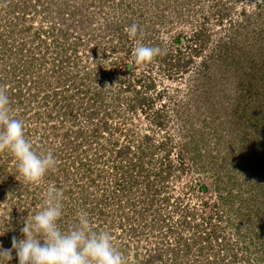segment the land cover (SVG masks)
<instances>
[{"label":"rangeland","instance_id":"1","mask_svg":"<svg viewBox=\"0 0 264 264\" xmlns=\"http://www.w3.org/2000/svg\"><path fill=\"white\" fill-rule=\"evenodd\" d=\"M216 1L0 0V46L6 43L18 59L24 55L26 64L31 57L24 53L32 49L37 60L26 70L33 80L26 78L31 85V91L25 90L29 104L19 119L32 144L43 153L51 152L56 162L39 183L32 184L19 174L15 158L7 159L10 152L4 151L5 160L0 158L6 168L3 175L14 176L5 187L0 185V193L9 199L26 186L29 193L20 198L25 206L20 208L21 214L14 210L6 213L8 203L1 201L0 226L1 219L8 226L13 215L22 224L24 219L30 221L32 209L25 203L30 202L32 193L38 212L48 187L55 186L66 203L69 216L62 223L66 222L67 229L74 226L79 212L86 211L92 228L110 232L114 246L127 253L125 264H149L146 259L151 253L161 254L162 259L150 264H171L166 247L181 236L191 243L187 254L180 253L181 264H264V173L253 171L254 161H250L256 143L249 136L244 140L239 130L223 129V122L232 115L224 110L236 104L239 74L227 67L218 69L211 62L208 76L222 80L219 86L204 87V72L198 77L200 85L195 75L202 57L194 58L182 74L173 68V62L165 60L169 51L185 45L192 31L201 28L211 35L205 55H212L215 42L226 35L230 24L240 21L241 9L264 0H222L233 6L230 16L222 25L210 16L207 25L206 17ZM133 23L139 26L135 36L128 30ZM137 40L158 46L160 54L138 64L134 54ZM59 56L62 62L57 63ZM12 63H16L14 57L0 61V76L11 75L13 68L21 70L20 63L11 69ZM140 85L145 87L139 89ZM32 93L38 97L33 98ZM95 94L99 98L93 104L89 99ZM44 95L50 98L45 101ZM158 112L163 127L153 122ZM146 135L155 146L167 142V148L148 153L146 166L138 174L128 167L127 160L133 153L139 154L137 143ZM128 146L132 149L127 158L117 152ZM194 146L200 155L195 162L186 154ZM167 149L176 168L164 181L157 174ZM79 159L87 166L81 169L76 163L60 171ZM50 173L52 180L46 177ZM115 190L114 200H121L122 210L116 205L106 207L99 223L95 201L112 198ZM82 193L87 201L81 198ZM167 197L169 204L163 201ZM135 202L136 212L130 211ZM187 213L194 215L187 220L188 226L181 223V216ZM210 216L211 226L204 225L203 217ZM154 219L163 222L160 231L146 226ZM201 224L205 233L219 239L209 242L199 232L203 227L196 229ZM170 226L172 233L167 230ZM226 251L237 259L224 256Z\"/></svg>","mask_w":264,"mask_h":264},{"label":"trees","instance_id":"2","mask_svg":"<svg viewBox=\"0 0 264 264\" xmlns=\"http://www.w3.org/2000/svg\"><path fill=\"white\" fill-rule=\"evenodd\" d=\"M232 9H234L233 6L227 5V3H223L222 0L220 1L217 0L215 4L211 6V11H210L211 13H209V15L206 17V20L208 22L207 25L209 24L210 16H212L214 18V21H217L219 25H222L224 20H226V17L230 16V12L232 11ZM239 15H240V19H239L240 21L239 22L235 21L234 23L230 24L228 29L226 30V35L220 37L218 39V43L215 42V47H214L215 51L213 50L212 55H210L211 53L209 54V56L205 55L206 54L205 49L207 48L208 43L211 40V35L209 33L208 35H206L207 29L201 28L200 30L194 29L192 31L190 39H185L186 42L185 45L175 46L176 47L175 49L169 51L168 56L166 57L165 60H168L169 62H173L174 63L173 68L182 74L183 71L187 72V70L190 69L191 64L194 63L193 62L194 58L198 59L202 57L200 63L197 64V70L195 69L196 70L195 75L198 79L196 83L200 85V81H199L200 79L198 77H200L199 76L200 73L204 72V77H202L203 79L202 83L204 87L212 86V85H214V87L216 85L219 86L220 85L219 82L222 80V77L213 80L214 77L212 75L208 76L209 72L212 71L211 62L216 63L218 65V69L220 67L221 68L227 67L228 70L233 69L235 72L239 74L238 75L239 77L235 84L236 86L235 91L237 93L235 98L236 104L232 105L230 109L226 108L224 110L225 113L232 115L231 117L227 116V119L223 122L224 124L223 129L229 130L231 128V130L233 129L239 130L240 134L244 135V140L248 136L253 138L252 140H255L256 146L252 147L253 149H255V154L253 155L254 158L252 157V159L250 160V161H254V165H252L251 168L253 169V171L254 169H256L259 171V173H262V171L264 173V1L256 3L254 6L250 8H245V7L242 8ZM38 44L41 45L42 42H39ZM40 45L38 46L40 47ZM7 46L8 45H6V43H4L2 47L0 46V61L5 60L6 62L10 60V58L14 57L15 62L20 63L19 68H21V70L13 68L15 67L16 63L14 64L12 63L11 64L12 66L11 69L13 68L11 70L12 74L11 75L4 74L3 76H0V89L6 91L7 94L9 95L11 111L12 112L15 111L16 112L15 114H17L19 111L22 112L17 115L11 113L13 117L19 119L21 115L25 114L23 110H25L26 107L28 106L27 104H29V100L27 99L25 90L31 91L30 90L31 85H29L30 82H28L26 78L30 79V81L33 80L31 74H28L30 72H26V70H28L32 64L34 65V62L37 60L36 57L34 56L33 50L29 49L24 53V54H28L31 57L30 62L26 64L24 61V55L20 56V58L18 59L17 56L12 55L13 53L9 49L10 47ZM38 60H42V58ZM55 62L57 63L62 62L61 57L59 56ZM205 76L207 78H205ZM139 82L140 81H137L136 83L139 84ZM149 85H150L149 87L151 88L153 87L152 82H150ZM142 87L145 86H141V85L138 86L139 89ZM28 95H30V93ZM87 95L88 93H86L85 97ZM32 97L37 98L38 93L37 94L32 93ZM43 98L46 101L50 98V96L44 95ZM64 98L66 97H63V100ZM98 98L99 95L95 94L94 96H90L89 101L91 103L93 102L95 103L98 100ZM92 115L93 113L90 116ZM155 120L156 121L153 122L156 125L158 124L159 127L165 126L161 113L158 112L156 114ZM105 129L108 128L105 127ZM231 130L230 132L232 133ZM140 142L142 143L140 144ZM140 142L137 143L140 151L139 154L133 153L132 156L128 157L129 151L130 149H132L130 147L132 146H128L126 148L122 147V149L119 148L117 150V152L120 153V155L122 154L121 156H124L126 158L128 157L127 160L128 167L133 168L134 170H136V172H139L138 174H140L142 172V169H144V167L146 166L145 160L147 162L146 155L148 153L156 152V150L162 149L163 146L167 148L166 147L167 142L165 144L162 143L160 147H158L157 145L156 146L153 145L151 143V137L148 135L144 136V138L141 139ZM33 147L36 151H39V153H43L41 152L42 149H38L34 145ZM71 150L73 151L72 147ZM4 151L5 150L0 151V158L3 160H5L3 155L7 153ZM165 152L167 155L164 158H162V162L160 163V166H162L161 168L162 170L157 174L164 181H166V179L173 173V171L176 168L173 165V163H171V161L169 160V155L171 154V150L167 149ZM186 152L188 157L190 155L189 158L193 162L196 161L197 157L200 158L197 146L188 148ZM44 153H47V150H45ZM6 157L7 159L13 158V156H11L10 153H8ZM1 162L2 161L0 160V174L3 175L6 168H4V165H1ZM76 163L80 166L81 169L83 166L84 167L87 166L80 159L78 161L73 160L72 162H69L66 165V167H61L60 171L62 172L66 168L69 169L71 165H75ZM233 163H235V161H233ZM180 170L182 171V168H180ZM50 174H51L50 177L49 175H47L46 177L47 179L52 180L53 174L52 173ZM13 176L14 174L12 173L6 176L3 175V177L0 179V185L2 187H5L8 178ZM64 176L67 179V176L63 175V177ZM147 186L150 188L151 184L148 183ZM201 188L202 190H205V187H201ZM116 192H117L116 190L111 192L112 198L110 199L109 196L96 199L95 206H99L98 207L99 217H97V221L99 223L101 222L100 219L103 217L101 214L105 212L106 207L108 206L114 207L116 205L117 208H119V210H122L121 208L122 206H120L121 200H114ZM26 193H29L28 186L23 187L21 192L17 193V195L13 194L9 199H6V194L0 193V203L2 200H5L8 203L5 209L7 210L8 207L10 208V210H8L6 213L11 214L14 210L18 214H21L19 213V210L20 208H24L25 206L22 205L23 202L21 201L20 198L21 196H23L22 194H26ZM32 195L33 196L30 198V202L25 203L26 206L27 205L31 206L30 207L32 209V211L30 212L31 216H33L37 212L36 210L37 203L34 199L35 198L34 193H32ZM230 196L231 195H229L228 197ZM81 198L87 201L86 196L83 193L81 194ZM108 201H112V202H108ZM163 201H166L169 204L170 198L168 197L164 198ZM127 202H128L127 204L130 203V201ZM136 203L137 202L131 203L129 208L130 211L133 210L134 212H136L134 210ZM17 204H21V205H18V208L16 209L15 205ZM62 204H63V214L59 219V224L62 229L67 230L66 222L62 223V221L64 220L65 217H68L69 215L67 212L65 213V211L67 210L65 206L66 204L65 201H62ZM81 206L83 208L85 207L83 204ZM12 217H14V219L12 218V221L11 223H9L8 226H6L4 220L1 219L2 224L0 226V232H2L3 235H0V239H1L0 243H2L3 247L5 248H11V241L13 236L17 237V239L23 238V233L21 232V229L24 226V223L22 224L20 221H17L18 219L17 215L16 216L13 215ZM181 217H182L181 223L183 225L187 224L188 226L189 223L187 220L189 218L190 219L194 218V215L192 213H187ZM22 221L27 222L26 219ZM211 221H212V216L203 217L204 225L211 226ZM151 222H152L151 224H147L146 222L147 225L144 222L141 224L153 228L154 231H160L162 229V226H159V224L163 223L162 221H159L158 219H154V221ZM99 225L100 224H98V226ZM198 226L203 227L201 228V230L199 229V232L201 231V233L204 234V236H206V239L208 241L211 240V238L212 240L219 239V236L212 237V234L205 233L204 232L205 228L202 224L196 225L197 230H198ZM167 230H169L170 233H172L171 226L167 228ZM180 246H182V248H180ZM223 246L227 247L225 241L223 242ZM190 248H191V243L189 242V240H186L181 236L180 239L178 238V241L175 244L167 246L165 252L170 256L171 264H181L180 253L187 254ZM122 252H123L122 253L123 256L127 257V253L124 250ZM230 254L231 253L229 251H226L224 256L225 255L229 256ZM157 255L158 254L156 253H151L150 259L147 258L146 261L149 262V264L154 262L155 261L154 259H158L159 261H161L162 255L161 254L159 256ZM229 257H233L237 259L236 258L237 256L234 254L230 255ZM0 261H3V264H8L6 258L0 257ZM9 264H18L14 251H13L12 259L9 261Z\"/></svg>","mask_w":264,"mask_h":264},{"label":"clouds","instance_id":"3","mask_svg":"<svg viewBox=\"0 0 264 264\" xmlns=\"http://www.w3.org/2000/svg\"><path fill=\"white\" fill-rule=\"evenodd\" d=\"M128 30L135 36L139 26L133 23ZM160 52L158 46L136 41L138 64L150 62ZM3 150L13 155L19 174L32 184L39 183L56 163L51 152L38 153L34 149L26 137L24 122L11 115L9 95L0 89V151ZM62 214V195L55 186H49L41 210L24 223L23 238L13 236L11 248L0 243V257L9 264L14 251L18 264H125L111 233L94 230L86 211L79 212L76 223L67 230L59 224Z\"/></svg>","mask_w":264,"mask_h":264}]
</instances>
